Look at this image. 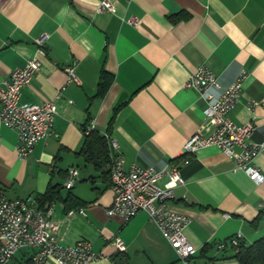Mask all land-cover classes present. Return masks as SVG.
I'll return each instance as SVG.
<instances>
[{
  "label": "crops",
  "instance_id": "1",
  "mask_svg": "<svg viewBox=\"0 0 264 264\" xmlns=\"http://www.w3.org/2000/svg\"><path fill=\"white\" fill-rule=\"evenodd\" d=\"M101 1L0 0V84L38 56L42 66L23 88L22 103L48 102L61 93L54 118L57 135L38 142L26 159L16 148L17 131L0 118L3 194L35 200L53 184L62 186L63 198L69 190L76 194L86 214H70L79 208H66L57 199L51 204L53 220L65 245L87 239L103 255L90 264H115L117 236L126 244L130 264H239L227 244L235 235L246 244L264 236V216L253 222L264 208V182L250 179L216 145L183 153L192 134L211 130L202 114L210 98L186 82L204 66L215 76L217 86L206 91L215 98L238 72H247L241 97L228 113L235 124L252 126L247 142L263 141L264 0H112V13L98 11ZM182 13L188 17L171 19ZM131 18L138 23L131 24ZM40 47L44 55L37 54ZM67 66L74 67L78 82H67ZM102 69L112 73L114 82L100 98ZM112 116L110 136L126 169L133 162L155 170L171 163L179 167L184 184L166 204L188 217L184 234L196 251L186 262L148 213L140 211L127 223L107 214L114 198L111 164L103 173L78 151L85 129L104 135ZM254 164L264 177V151ZM73 168L79 177L66 189ZM219 242L224 249L216 247ZM32 251H18L12 263H27Z\"/></svg>",
  "mask_w": 264,
  "mask_h": 264
},
{
  "label": "built area",
  "instance_id": "2",
  "mask_svg": "<svg viewBox=\"0 0 264 264\" xmlns=\"http://www.w3.org/2000/svg\"><path fill=\"white\" fill-rule=\"evenodd\" d=\"M98 11L115 12L112 0H102ZM137 24L136 18L129 20ZM43 38L37 39L42 44ZM45 51L40 47L39 55ZM42 61L38 56L30 58L24 66L10 73L9 79L0 84V118L1 122L18 134V152L26 159L38 142L50 138L55 133V120L58 113L57 99L61 93L43 103H22L23 88L30 83L36 72L41 68ZM67 82H78L73 66L65 68ZM235 80L229 84L221 95L212 98L206 91L208 86H217L215 76L209 69L200 66L193 74H189L187 86L196 89L204 98H210L203 109V122L210 125L208 135L192 134L183 145V153H195L197 149L210 145L218 146L222 152L232 158L236 168L242 169L257 184L264 182V177L254 164L255 157L264 151L263 141L247 142L252 129L249 124H235L229 116L242 94V82L245 71L238 72ZM255 102H250L253 105ZM92 127H87V132ZM111 146V183L114 192L112 205L107 209L109 216H117L127 223L134 216L144 211L157 224V228L168 241L171 249L176 252L179 260L186 262L196 249L184 234L188 223L182 214L167 208V202L175 197V188L183 185L180 169L176 164H169L155 170L153 167L143 168L133 162L126 169L118 145L110 138ZM65 188H72L77 182L79 173L76 168L69 170ZM159 180L163 183L158 186ZM86 206L70 210V214H86ZM53 205L38 209L33 198H8L4 194L0 198V264H13L18 251L32 249L34 264H44L53 260L57 264H90L103 257L95 253L92 242L82 239L74 244L65 245L58 238V225L53 220ZM241 235L229 239L230 245L238 246ZM114 244L119 252L125 251L126 244L122 238L115 237ZM218 249H224L225 243L219 242Z\"/></svg>",
  "mask_w": 264,
  "mask_h": 264
},
{
  "label": "trees",
  "instance_id": "3",
  "mask_svg": "<svg viewBox=\"0 0 264 264\" xmlns=\"http://www.w3.org/2000/svg\"><path fill=\"white\" fill-rule=\"evenodd\" d=\"M188 17L187 14L182 13L179 17L171 18L173 21H179V19H186ZM114 76L112 73L102 69V73L98 83V89L96 97L103 98L106 94L107 90L111 86L112 82H114ZM117 111V110H116ZM116 114V112H115ZM114 117L110 119L108 132L102 135L96 129H91L89 134L86 132L84 144L78 153L86 156L89 161H94L97 168L105 173V168L111 164V146H110V130L112 127ZM87 130V128L85 129ZM174 161V160H173ZM62 186L59 184L49 185L47 190L39 195L35 200H37L38 206L40 208L45 207L48 204H53L57 199H61L66 208H79L83 202L77 198V195L74 194L71 190L68 191L67 196L63 198L61 196ZM3 195L2 188H0V198ZM260 216H264V208L260 209L257 216L255 217L253 222H256ZM229 243V242H228ZM227 245H230L227 244ZM226 245V246H227ZM231 248L235 249L232 258L237 259L239 264H264V236L259 237L254 240L252 244H246L242 239H240L238 246L230 245ZM112 260L115 264H130L129 256L125 251L116 252L112 255ZM24 264H34L33 258L25 262Z\"/></svg>",
  "mask_w": 264,
  "mask_h": 264
}]
</instances>
